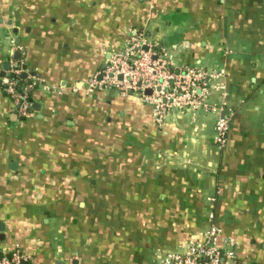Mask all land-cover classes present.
<instances>
[{"label":"crops","instance_id":"obj_1","mask_svg":"<svg viewBox=\"0 0 264 264\" xmlns=\"http://www.w3.org/2000/svg\"><path fill=\"white\" fill-rule=\"evenodd\" d=\"M131 28L176 66L225 71L211 98L231 116L225 148L216 114L159 128L138 96L86 90ZM16 61L23 120L2 84ZM212 222L237 259L264 264V0H0V253L149 264Z\"/></svg>","mask_w":264,"mask_h":264},{"label":"built area","instance_id":"obj_2","mask_svg":"<svg viewBox=\"0 0 264 264\" xmlns=\"http://www.w3.org/2000/svg\"><path fill=\"white\" fill-rule=\"evenodd\" d=\"M27 76L21 62H11L2 79L3 90L12 100L20 119L32 109V100L20 77ZM225 71L206 70L199 66H176L170 56L156 48L147 33L138 28L128 31L121 49L113 50L106 66L86 82L88 92L116 90L121 95H136L152 110L157 127L164 126L174 112L216 114L215 145L226 147L231 128V116L225 112L224 103H212L214 92L225 99ZM36 81L28 85L32 88ZM209 219L214 220L210 215ZM221 229L212 222L201 240L190 242L185 251L168 253L149 264H250L236 258L233 244L224 239L220 243ZM26 257L19 250L0 253V264H22Z\"/></svg>","mask_w":264,"mask_h":264},{"label":"water","instance_id":"obj_3","mask_svg":"<svg viewBox=\"0 0 264 264\" xmlns=\"http://www.w3.org/2000/svg\"><path fill=\"white\" fill-rule=\"evenodd\" d=\"M14 56H15V58L21 59V53L20 52L15 53ZM24 69L26 70V67H24ZM22 264H27V263L23 262ZM75 264H76V262H75Z\"/></svg>","mask_w":264,"mask_h":264},{"label":"trees","instance_id":"obj_4","mask_svg":"<svg viewBox=\"0 0 264 264\" xmlns=\"http://www.w3.org/2000/svg\"><path fill=\"white\" fill-rule=\"evenodd\" d=\"M20 79L24 80L25 78H23V77L21 76Z\"/></svg>","mask_w":264,"mask_h":264}]
</instances>
